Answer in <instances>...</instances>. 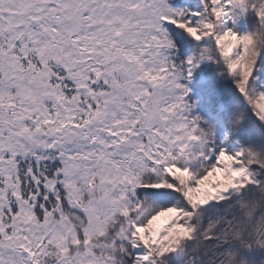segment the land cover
I'll return each instance as SVG.
<instances>
[{
    "label": "snow or ice",
    "instance_id": "1",
    "mask_svg": "<svg viewBox=\"0 0 264 264\" xmlns=\"http://www.w3.org/2000/svg\"><path fill=\"white\" fill-rule=\"evenodd\" d=\"M262 250L264 0H0V264Z\"/></svg>",
    "mask_w": 264,
    "mask_h": 264
},
{
    "label": "rangeland",
    "instance_id": "2",
    "mask_svg": "<svg viewBox=\"0 0 264 264\" xmlns=\"http://www.w3.org/2000/svg\"><path fill=\"white\" fill-rule=\"evenodd\" d=\"M202 70H204V66L202 65L201 66V69H198L196 73H194V77H196L197 81L199 82V79H200V74L202 72ZM194 81V80H193ZM197 84H194V82L190 85V87L193 88V91L194 92H197L199 90V86H196ZM199 85V83H198ZM245 256L248 258V259H259L261 256H264V250L262 251H257L253 254H250V253H245Z\"/></svg>",
    "mask_w": 264,
    "mask_h": 264
},
{
    "label": "bare ground",
    "instance_id": "3",
    "mask_svg": "<svg viewBox=\"0 0 264 264\" xmlns=\"http://www.w3.org/2000/svg\"><path fill=\"white\" fill-rule=\"evenodd\" d=\"M193 82H194V84H197L196 86H199L196 77H194V81Z\"/></svg>",
    "mask_w": 264,
    "mask_h": 264
}]
</instances>
